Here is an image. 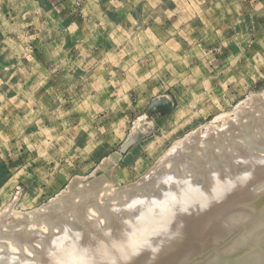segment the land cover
<instances>
[{"label": "rangeland", "instance_id": "rangeland-1", "mask_svg": "<svg viewBox=\"0 0 264 264\" xmlns=\"http://www.w3.org/2000/svg\"><path fill=\"white\" fill-rule=\"evenodd\" d=\"M127 13L133 19L117 25ZM122 43L125 48L119 53H129L123 59L131 68L120 83L114 81L120 86L111 93V101L105 96L111 83L103 69L115 59L112 46ZM80 68L85 73L91 70L99 90L86 81ZM261 92L264 0H0V213L9 205L22 212L42 207L75 176L93 181L104 158L112 154V164L104 170L113 169L109 182H104L110 190L105 185L106 190L99 187L95 192L109 193L118 202L121 190L145 177L176 139L201 126L205 130L219 114L234 116L235 106ZM96 93L107 99L103 105ZM222 123L217 120L219 126ZM231 140L223 141L230 142L226 149L232 150L231 142L238 139ZM239 167L244 168H235L237 174L243 170ZM262 191L252 182L250 196L245 197L264 200L257 196ZM81 197L74 196L73 201L87 205L90 199L86 203ZM96 197L101 206L104 198L110 199ZM125 197H120L119 205L128 203ZM99 203L85 206L86 211L94 214ZM116 204L118 213L122 208L125 212V205ZM101 206L94 207L99 217L110 211ZM237 209V204L221 209L216 225L195 228L199 235L211 233L210 238H199L200 257L181 251L169 262L165 256L148 264H228L243 249L251 252L252 264H264V218L259 215L254 223L242 226L235 216L229 224L227 218L234 217ZM41 224L43 231L51 229L50 224L49 228ZM37 226L28 225L33 230ZM54 226V232L60 228L54 234L61 236L64 226ZM48 232L35 238L42 242ZM231 239L234 254L227 255ZM218 255L221 260L213 263Z\"/></svg>", "mask_w": 264, "mask_h": 264}, {"label": "bare ground", "instance_id": "bare-ground-1", "mask_svg": "<svg viewBox=\"0 0 264 264\" xmlns=\"http://www.w3.org/2000/svg\"><path fill=\"white\" fill-rule=\"evenodd\" d=\"M220 119L223 122L222 126L217 124V120ZM258 132L261 134L258 135ZM221 133L226 134L221 135ZM231 139L238 140L232 143ZM241 139L246 143H242ZM225 140L232 141V150L226 149L228 141L224 142L226 147L223 146L222 143ZM229 143L228 146H231ZM219 147L220 149H218ZM168 149L167 153L146 173L145 177L132 184L134 186L123 188L121 191L123 194L125 193L124 195L118 194L119 203L120 197H125V195L131 202V204L129 201L120 204L125 205V212H123L122 206V209L120 208L122 213L115 210L114 205L116 203V206L120 207V205L116 200L114 202L113 195V197L109 196L111 201L110 199L108 201L104 197H108L109 193L100 196L95 192L100 190L99 187L105 189L106 186L109 187L106 189L110 190L109 184H104V182H106L108 174L112 175L113 169H110L111 173L105 171L112 164L114 154L104 158L97 168L102 171L99 177H95L96 180H88L86 183L84 182L86 176V178L75 176L65 189L57 193L42 207L22 212L15 211L13 206L9 205L0 213V264H148L159 261L165 256L169 257V262L181 251L193 252L196 256L194 258H198L202 245L199 238L206 237L207 239L211 236L208 237L209 230L199 235L197 232L199 229L195 228L202 225H216V216L227 207L237 204L238 208L234 217L227 218L229 224L235 222V216L243 222L242 226L254 223L259 215L264 218V200L260 198L257 202L245 197L250 196L248 189L252 182H255V185L257 184L263 190L257 196H264V159H260L264 155V93H251L234 107V116L232 113L219 114L210 124L208 123L205 130L202 129V126L191 130L184 137L176 139ZM235 152H242V155H240L241 153L235 155ZM169 160L172 165L167 167L165 163ZM236 164L243 165L246 171L239 167L244 172L238 170L239 174H237L238 166ZM256 168L260 171H257ZM253 170L257 173L254 174ZM173 184L179 185L176 186L177 188L174 185L173 188ZM92 189L94 191H91ZM88 192H90L88 195H82ZM131 193L133 195L130 196ZM81 195L88 197L84 199ZM98 195L100 199L104 198V205L105 202H109L106 204L109 208L106 205H102L104 206L102 208L103 202L99 203V199L96 197ZM74 196L81 197L87 201H85L86 203L89 199L90 201L86 205L78 198L80 202L76 201L75 203ZM102 196L103 198H101ZM96 198L98 201L94 200ZM125 198L124 200L127 201ZM93 201L96 202L93 203ZM90 203H99L94 207L99 208L100 205L102 210L107 208L105 212L108 209L110 211L106 212V216L99 217L100 215L95 213L97 208L93 207L95 215L86 211L88 205H91ZM41 223L46 224L48 228L51 225V229L49 228L50 231L49 229V232L47 231V239L42 237L41 239L45 238V240L38 242L39 237L47 233L46 229L43 231L40 228V225H43ZM30 224L38 226L31 230L28 227ZM52 224H57L58 228L59 225L64 226V228L62 226L64 232L61 236L54 234L59 233L60 228H56V232H54L55 226ZM225 230V227L221 231L218 229V235H221V232ZM35 237L39 239L37 240ZM34 241L38 242V245L37 243L35 245L36 248L33 246ZM234 242V239H231L228 243L230 244L228 250L233 249ZM29 244L32 245L29 246ZM251 249H253V245ZM21 250L24 252L20 253ZM228 250L225 251L227 255L234 254L231 252L232 250L229 252ZM244 250H241V253L236 252L237 254H234L228 264H252L251 252L249 253L248 250L244 252ZM217 252L219 254V251ZM219 255L212 258L213 263L218 262L217 258L221 256ZM165 261L167 260L165 259Z\"/></svg>", "mask_w": 264, "mask_h": 264}, {"label": "crops", "instance_id": "crops-1", "mask_svg": "<svg viewBox=\"0 0 264 264\" xmlns=\"http://www.w3.org/2000/svg\"><path fill=\"white\" fill-rule=\"evenodd\" d=\"M124 9V8H123ZM117 10H121V9H117ZM118 15V11H117V13H116V16ZM123 17V16H122ZM129 18H130V20L131 19H133V16L132 15H130V14H128L127 13V16L125 17H123V19L121 18V19H119V20H117L116 21V24L117 25H119L118 23H121V24H128V22H129ZM121 20V21H120ZM122 40H123V38H122ZM117 44H119V42L117 43ZM117 44H114V46H112V56H114L115 57V59L114 58H112L113 60H112V63H111V65H110V68H109V66L107 65L106 67L107 68H104L103 70H106V74H107V76H106V79L111 83L110 85V87H111V91H109V93H106L105 94V96H107V98H111L110 100L111 101H113V92L114 91H119V84H114V81H116V82H121L122 81V79H120V78H122L129 70H130V68H131V65L129 64V62H124V59H123V57H125V58H129V53L128 54H126V55H122V53L120 52L119 53V50H121V49H124L125 47H122V46H124V43H122L121 44V47L120 46H118ZM81 70H82V74L84 73L85 74V76H86V81H91V84L94 86V88L96 89V90H99L100 88H98L99 86H98V84H97V82H94V81H92V79H91V77H90V72H91V70L90 71H86L87 73H85L84 72V69L83 68H80ZM107 69H109V70H107ZM125 73V74H124ZM124 78V77H123ZM89 85V84H88ZM112 93V94H111ZM99 97L96 99L97 101H98V103L99 104H101V105H103L104 103H105V101H107V99L104 97V98H102L101 97V93H96ZM93 96H95V95H93ZM103 119V118H102ZM1 170V169H0ZM1 172V171H0Z\"/></svg>", "mask_w": 264, "mask_h": 264}]
</instances>
